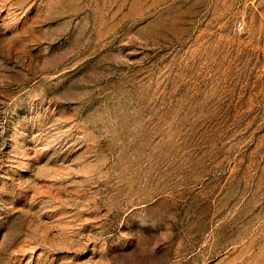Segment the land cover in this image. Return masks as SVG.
I'll list each match as a JSON object with an SVG mask.
<instances>
[{
  "label": "rangeland",
  "instance_id": "374dc122",
  "mask_svg": "<svg viewBox=\"0 0 264 264\" xmlns=\"http://www.w3.org/2000/svg\"><path fill=\"white\" fill-rule=\"evenodd\" d=\"M0 264H264V0H0Z\"/></svg>",
  "mask_w": 264,
  "mask_h": 264
}]
</instances>
